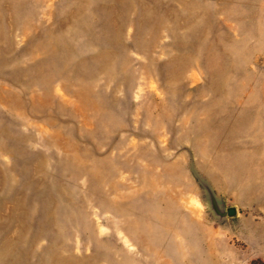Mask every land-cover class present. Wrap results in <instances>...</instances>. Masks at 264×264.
Returning a JSON list of instances; mask_svg holds the SVG:
<instances>
[{
    "label": "rangeland",
    "instance_id": "rangeland-1",
    "mask_svg": "<svg viewBox=\"0 0 264 264\" xmlns=\"http://www.w3.org/2000/svg\"><path fill=\"white\" fill-rule=\"evenodd\" d=\"M0 264H264V0H0Z\"/></svg>",
    "mask_w": 264,
    "mask_h": 264
},
{
    "label": "water",
    "instance_id": "water-1",
    "mask_svg": "<svg viewBox=\"0 0 264 264\" xmlns=\"http://www.w3.org/2000/svg\"><path fill=\"white\" fill-rule=\"evenodd\" d=\"M201 184L204 187V189L206 190L207 198H208V201H209V206H210L211 210L213 211V213L217 217H219V218H223L225 216L233 217V216H235L237 214V209L235 207L230 206V207H226L225 208L224 205L222 203H220L215 198L213 192L207 186V184H205L204 182H201Z\"/></svg>",
    "mask_w": 264,
    "mask_h": 264
}]
</instances>
